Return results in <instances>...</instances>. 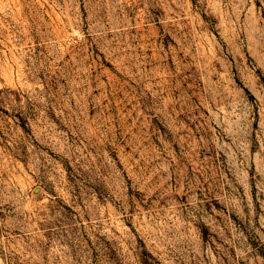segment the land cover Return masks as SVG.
Listing matches in <instances>:
<instances>
[{
  "label": "rangeland",
  "instance_id": "obj_1",
  "mask_svg": "<svg viewBox=\"0 0 264 264\" xmlns=\"http://www.w3.org/2000/svg\"><path fill=\"white\" fill-rule=\"evenodd\" d=\"M0 264H264V0H0Z\"/></svg>",
  "mask_w": 264,
  "mask_h": 264
}]
</instances>
